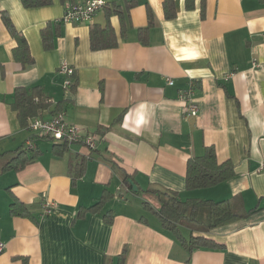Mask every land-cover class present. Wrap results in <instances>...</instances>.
Here are the masks:
<instances>
[{
  "label": "crops",
  "instance_id": "obj_1",
  "mask_svg": "<svg viewBox=\"0 0 264 264\" xmlns=\"http://www.w3.org/2000/svg\"><path fill=\"white\" fill-rule=\"evenodd\" d=\"M82 1L54 0L50 7L26 9L20 0H0V154L33 136L11 108L18 88L41 87L52 104L42 118L62 112L83 134L101 137L96 152L73 144L61 156L53 153V142L37 141L42 154L18 172L2 173L11 157L0 158V241L6 246L0 264H22L20 258L31 264H117L124 250L125 264H187L188 252L156 218L148 225L139 222L146 212L106 160L134 176L142 190L162 187L184 200L239 197L246 210L264 207V1L207 0L202 19L201 0L192 11L185 0H175L177 17L166 20L164 0H136L138 5L125 12L124 37L120 19L110 20L119 46L101 51H92L90 31L105 27L104 10L88 24L62 22L66 6ZM111 1L125 8L128 0ZM148 8L154 25L144 44L138 30L148 26ZM3 13L26 40L33 64L16 58L18 41ZM47 26L59 33L51 50L43 44ZM63 62L75 70L67 88L66 77L58 74ZM191 81L200 114L185 118L180 94ZM211 146L219 163L234 164L236 177L188 191L189 159ZM82 157L89 158L85 173L75 181ZM106 191L114 197L103 212H114V222H106L103 212L79 218L81 209L98 203ZM44 199L57 204L46 218L41 217ZM14 200L39 224L11 216ZM205 236L225 248L197 250L190 264H264V209Z\"/></svg>",
  "mask_w": 264,
  "mask_h": 264
},
{
  "label": "trees",
  "instance_id": "obj_2",
  "mask_svg": "<svg viewBox=\"0 0 264 264\" xmlns=\"http://www.w3.org/2000/svg\"><path fill=\"white\" fill-rule=\"evenodd\" d=\"M20 1L26 9L46 8L52 6L54 3V0ZM72 1L73 0H60L64 5ZM206 3L207 0L200 1L202 19L206 16ZM137 5L138 3L136 0H128L125 8L113 1L108 3L103 9L107 17L105 27L94 25L91 28L90 41L92 51L115 49L119 46L118 37L110 20L114 16L120 19L122 36L124 37L127 31L125 12H130V10ZM185 5L188 11H192L195 9L196 0H185ZM163 8L166 20H174L177 17L175 0H164ZM2 19L10 34L18 41V47L15 50L16 58L23 61L25 64H33L34 60L30 54L28 44L22 35L15 29L11 18L6 13H3ZM153 25L154 14L151 9L148 8V26L138 30L140 40L144 44L148 43V33ZM52 30L51 26H47L42 30L43 44L47 50L54 48V37L55 35H59L57 32L54 34ZM51 106V102L48 101L41 87H34L31 89L18 88L15 91L11 108L16 112L21 126L28 129L29 121L33 118H42L44 112L48 111ZM56 108L59 109L60 104H57ZM57 109H55L53 113ZM31 140L34 141L35 146L28 147L24 144L13 152L0 154V158L11 157L3 166L2 173L21 171L28 164L35 161L42 154L40 150H37V141L53 142V153L58 156L64 155L69 149L67 142H56L48 138H38L37 136H32ZM96 150L92 152H96ZM88 159L89 158L86 157L79 158L74 168L73 180L76 181L83 177ZM106 161L110 164L115 174H121L123 184L127 187L128 193L143 198L142 208L147 215H143L139 222L148 225L150 217L156 218L161 223L162 229L171 233L188 252L189 258L186 262L187 264H190L191 257L197 250H222L225 248L223 244H219L207 238L205 234L238 223L264 209V207L258 205L251 210H246L242 199L239 197L218 202L198 199L184 200L179 192L162 187H151L146 190H142L138 187L139 191L135 193L130 183L132 181L137 185L134 176L127 174L112 160L108 159ZM236 175V168L230 160L219 163L215 148L212 146L206 147L202 156L189 159L187 163L186 187L188 191L212 188L234 179ZM113 197L111 193L106 191L98 203L91 206L89 209H81L79 218H83L84 216L82 214L87 212H103L106 203ZM9 210L13 217L28 219L36 225L39 224V219L34 216L25 204L18 200H14ZM103 217L106 222L112 224L116 215L114 212L108 211L103 212ZM185 229L189 231L187 235ZM126 253V250H124L119 256L117 264H125ZM20 261H22V264H31L27 258H20Z\"/></svg>",
  "mask_w": 264,
  "mask_h": 264
},
{
  "label": "built area",
  "instance_id": "obj_3",
  "mask_svg": "<svg viewBox=\"0 0 264 264\" xmlns=\"http://www.w3.org/2000/svg\"><path fill=\"white\" fill-rule=\"evenodd\" d=\"M111 0H84L75 4H68L65 9L62 22L71 25H81L91 23L95 15L103 10ZM253 68L258 69L259 65L254 62ZM58 74L66 77L65 87L72 85L70 78L74 77V68L66 62H63L58 70ZM229 80V77H226ZM168 85L173 86L174 81L169 79ZM196 83L191 81L186 90L180 94V100L184 104L185 118H196L200 114V106L195 98ZM33 136L38 138H48L56 142H67L68 145L82 144L90 152L96 150L99 145L100 137L97 134H83L75 125L68 124L65 121L64 114L58 113L51 119L33 118L29 121V128ZM26 146L33 147L35 143L29 140ZM264 171V166H263ZM57 204L48 199L42 203L41 217L46 218L54 214ZM5 244L0 241V255L5 251Z\"/></svg>",
  "mask_w": 264,
  "mask_h": 264
},
{
  "label": "rangeland",
  "instance_id": "obj_4",
  "mask_svg": "<svg viewBox=\"0 0 264 264\" xmlns=\"http://www.w3.org/2000/svg\"><path fill=\"white\" fill-rule=\"evenodd\" d=\"M130 196H131V198H134V199L136 198L135 199L136 202L140 201V203L139 202L138 203L140 204V206H142V202L141 201L143 200V198L139 199V197H136L135 194H131ZM149 198H150V196H149Z\"/></svg>",
  "mask_w": 264,
  "mask_h": 264
},
{
  "label": "water",
  "instance_id": "obj_5",
  "mask_svg": "<svg viewBox=\"0 0 264 264\" xmlns=\"http://www.w3.org/2000/svg\"><path fill=\"white\" fill-rule=\"evenodd\" d=\"M130 183L132 184L133 191H134L135 193H138V191H139L138 186H137L136 184H134L132 181H131Z\"/></svg>",
  "mask_w": 264,
  "mask_h": 264
}]
</instances>
